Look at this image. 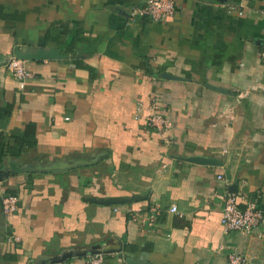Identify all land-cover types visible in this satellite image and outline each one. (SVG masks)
I'll return each instance as SVG.
<instances>
[{"label": "crops", "instance_id": "1", "mask_svg": "<svg viewBox=\"0 0 264 264\" xmlns=\"http://www.w3.org/2000/svg\"><path fill=\"white\" fill-rule=\"evenodd\" d=\"M173 1L152 22L128 18L143 0H0V63L61 55L24 61L23 89L0 67V264H85L94 247L102 264H264V239L220 225L232 185L264 205V0ZM151 96L170 142L144 124ZM29 127L35 145L8 155ZM4 194L18 197L9 217Z\"/></svg>", "mask_w": 264, "mask_h": 264}, {"label": "built area", "instance_id": "2", "mask_svg": "<svg viewBox=\"0 0 264 264\" xmlns=\"http://www.w3.org/2000/svg\"><path fill=\"white\" fill-rule=\"evenodd\" d=\"M249 0H241L239 8L243 3ZM236 8V7H235ZM175 13V4L173 0H143V4L134 6L128 13L130 20L146 18L152 22L164 21L172 17ZM239 10L238 14L242 15ZM260 57L264 63V48L260 52ZM14 81L19 89H23L34 74L25 66V62L10 56L7 63L2 67ZM148 110L150 113L145 118V126L157 133L162 140L170 142V130L172 122L163 115L161 107L155 96H151L148 101ZM222 180V176H217ZM226 185V184H225ZM227 187V185H226ZM18 208V197L11 194H4L1 198V211L4 216H12ZM157 208L152 209V214L143 222L152 224L157 215ZM167 211L171 214H177V207L172 204ZM135 219V217H133ZM220 225L222 231L226 234L231 232H240L244 234H255L258 239H264V205H259L256 200L239 193L225 192L223 208L221 212ZM105 255L103 253L88 254L85 264H102ZM227 264H247L246 258L239 253L231 252L227 255Z\"/></svg>", "mask_w": 264, "mask_h": 264}, {"label": "water", "instance_id": "3", "mask_svg": "<svg viewBox=\"0 0 264 264\" xmlns=\"http://www.w3.org/2000/svg\"><path fill=\"white\" fill-rule=\"evenodd\" d=\"M14 58L22 60V61H33V60H47V59H59L61 58V55L59 54L57 49H49V50H45V49H37V50H32L30 48L27 47H23V48H16V50L14 51L13 55ZM10 58V56H7L3 62L0 63V67H3L8 59ZM160 77L162 78H169V79H179L177 77L174 76H170L167 73H163L160 75ZM190 162L193 163H197V164H201V165H213V166H218L220 165L219 162H217L214 159L211 158H202V157H193L188 159ZM65 170L63 168L61 169H56V170H50V171H62ZM7 175L5 172L0 171V180L2 179L3 176ZM229 191L232 193H237V186L236 185H232L229 187ZM139 196H133L127 199L124 198H108V199H99V200H92L94 203L98 204V205H119V204H125L134 200H138ZM93 253H103L105 254V251L100 250L99 247H94L91 250H89V254H93ZM127 264H146L143 262H139V261H135V260H131V259H127ZM147 264H151V263H147Z\"/></svg>", "mask_w": 264, "mask_h": 264}, {"label": "trees", "instance_id": "4", "mask_svg": "<svg viewBox=\"0 0 264 264\" xmlns=\"http://www.w3.org/2000/svg\"><path fill=\"white\" fill-rule=\"evenodd\" d=\"M28 130H30V127H29V129H27V131L24 132V134H21L19 137L12 138V139H14L13 140V145L11 147L6 146V149H7L6 151H7L8 155L13 156V153H12L11 150H12V147L14 145H16L17 143L23 144V145H27V146H30V147L35 145V141L34 140L30 141L31 133L29 134ZM31 137L33 138V136H31ZM0 138H2V137L0 136ZM29 142H31V143H29ZM20 153H21V151L19 150L16 155H19Z\"/></svg>", "mask_w": 264, "mask_h": 264}]
</instances>
